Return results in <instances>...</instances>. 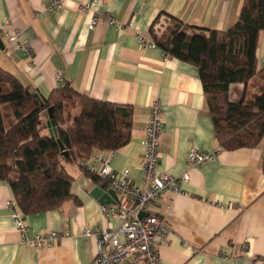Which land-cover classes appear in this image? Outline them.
<instances>
[{
	"label": "crops",
	"instance_id": "obj_1",
	"mask_svg": "<svg viewBox=\"0 0 264 264\" xmlns=\"http://www.w3.org/2000/svg\"><path fill=\"white\" fill-rule=\"evenodd\" d=\"M49 2L0 0V32L6 45L0 49V67L47 99L56 88L71 84L92 98L130 106V142L114 151L95 149L91 157L110 160L117 174L128 170L137 183L144 180V129L153 105L160 102L163 135L158 169L191 177L181 186L186 193L166 192L152 207L170 230L160 247L163 264H264L263 141L255 148L223 149L215 136L199 70L170 54L165 57L159 45L143 47L138 37L155 42L153 30L159 39L171 23L168 17L182 21L189 35L197 28L227 30L237 23L244 0H100L94 12L113 17L123 27L119 30L104 22L89 28L91 14L81 7L91 0H67L66 7L54 12L46 9ZM15 33L31 47L33 58L4 37ZM257 58L263 71L264 30ZM58 75L63 78L59 86ZM263 87L261 72L247 85L231 86L230 100L252 99ZM192 149L218 154L213 162L191 168ZM68 170L74 177L73 198L58 209L24 214L30 236L70 234L40 249L22 241L7 206L16 201L12 188L0 182V264H91L96 241L83 239L82 228L106 230L119 222L107 218L103 205L91 195L103 183L97 184L81 166L71 165Z\"/></svg>",
	"mask_w": 264,
	"mask_h": 264
},
{
	"label": "trees",
	"instance_id": "obj_2",
	"mask_svg": "<svg viewBox=\"0 0 264 264\" xmlns=\"http://www.w3.org/2000/svg\"><path fill=\"white\" fill-rule=\"evenodd\" d=\"M168 18L171 23L159 39L153 30L155 42L167 54L199 70L221 147L231 151L260 145L264 140V87L252 99L239 103L230 100V88L247 85L264 74L257 58L264 0H244L237 23L223 31L197 28L189 35L182 21ZM71 105H78L79 111L65 114ZM50 108L57 121L55 139L42 120ZM132 114L130 106L92 98L71 84L53 90L48 103L41 105L33 91L0 67V182L10 184L25 215L60 208L73 198L74 177L68 166L83 168V161L95 149L114 151L126 146L131 140ZM88 175L97 184L103 183Z\"/></svg>",
	"mask_w": 264,
	"mask_h": 264
},
{
	"label": "built area",
	"instance_id": "obj_3",
	"mask_svg": "<svg viewBox=\"0 0 264 264\" xmlns=\"http://www.w3.org/2000/svg\"><path fill=\"white\" fill-rule=\"evenodd\" d=\"M100 0H91L81 7V11L91 14L89 28L92 30L100 23L115 26L118 30L123 28L110 15L94 12L95 6ZM67 0H50L46 9L54 12L63 9ZM130 27L133 24H129ZM28 58H33L31 47L19 41L18 33L4 36ZM143 47L154 48L157 44L138 34ZM0 38L3 36L0 32ZM165 57L168 54L165 52ZM32 64L36 63L32 60ZM59 86L63 78L57 76ZM163 110L160 102H156L150 112L149 123L144 129L142 146L144 180L141 183L130 179L129 171L117 174L110 165V160H104L98 156H92L83 161V170L92 176H96L101 182L116 191L119 202L101 207L102 213L107 218L116 219L119 224L115 228L101 229L83 227L81 236L83 239L96 241L97 253L91 264H163L160 247L166 243L170 230L166 221L152 213L153 204L159 201L166 192L186 193L181 187L191 179L188 173L181 176H173L158 169L160 161V144L163 135ZM217 151L201 152L192 149L188 155V165L191 168L203 167L213 162ZM113 156V155H112ZM12 210L15 226L22 235V241L35 249H40L60 243L70 234L50 232L46 234L30 236V229L24 221V214L19 209L17 201L7 202ZM144 213V217L140 215ZM223 256L228 257L227 254Z\"/></svg>",
	"mask_w": 264,
	"mask_h": 264
},
{
	"label": "water",
	"instance_id": "obj_4",
	"mask_svg": "<svg viewBox=\"0 0 264 264\" xmlns=\"http://www.w3.org/2000/svg\"><path fill=\"white\" fill-rule=\"evenodd\" d=\"M0 49L5 50L6 45L2 38H0ZM35 96L41 101V105H45L48 103V99L42 95L35 94ZM44 116L48 117L47 120V128L49 130L50 137L55 139L57 137V121L54 119L53 116V109L50 108L44 113ZM58 144L63 151L64 155H68V153L65 151V146L63 145L62 141L60 139H57ZM91 195L99 201L101 205H110L115 204L119 202V197L114 190L105 191L104 190V184H99L97 187H95L91 193ZM145 214L142 213L140 217H144Z\"/></svg>",
	"mask_w": 264,
	"mask_h": 264
},
{
	"label": "rangeland",
	"instance_id": "obj_5",
	"mask_svg": "<svg viewBox=\"0 0 264 264\" xmlns=\"http://www.w3.org/2000/svg\"><path fill=\"white\" fill-rule=\"evenodd\" d=\"M76 101V103L78 104V100H75ZM79 111V106L77 105V106H69L68 108H67V110L65 111V114L67 113V115H68V113H72V114H76L77 112ZM69 125L71 124V122H69L68 123ZM264 144V140H263V142H262V145Z\"/></svg>",
	"mask_w": 264,
	"mask_h": 264
}]
</instances>
